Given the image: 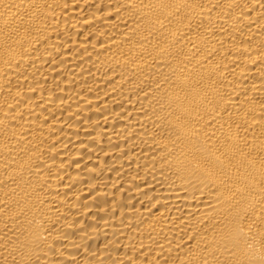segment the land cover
Here are the masks:
<instances>
[{
    "label": "bare ground",
    "instance_id": "1",
    "mask_svg": "<svg viewBox=\"0 0 264 264\" xmlns=\"http://www.w3.org/2000/svg\"><path fill=\"white\" fill-rule=\"evenodd\" d=\"M0 264H264V0H0Z\"/></svg>",
    "mask_w": 264,
    "mask_h": 264
}]
</instances>
